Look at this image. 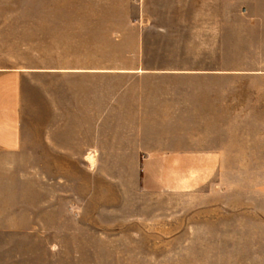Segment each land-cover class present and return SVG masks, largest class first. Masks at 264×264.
I'll list each match as a JSON object with an SVG mask.
<instances>
[{
	"label": "crops",
	"instance_id": "crops-1",
	"mask_svg": "<svg viewBox=\"0 0 264 264\" xmlns=\"http://www.w3.org/2000/svg\"><path fill=\"white\" fill-rule=\"evenodd\" d=\"M94 1L107 12L88 14ZM166 2L75 0L65 15L64 0H0V264H33L32 195L10 169H132L172 192L214 175L217 84L190 58L201 49L168 46L182 19Z\"/></svg>",
	"mask_w": 264,
	"mask_h": 264
},
{
	"label": "rangeland",
	"instance_id": "rangeland-1",
	"mask_svg": "<svg viewBox=\"0 0 264 264\" xmlns=\"http://www.w3.org/2000/svg\"><path fill=\"white\" fill-rule=\"evenodd\" d=\"M166 3L160 14L182 19L168 46L201 49L190 58L217 84L214 175L172 192L145 190L132 169H10L32 195L33 264H264V0ZM74 4L64 0L65 15ZM97 6L88 14L107 12Z\"/></svg>",
	"mask_w": 264,
	"mask_h": 264
}]
</instances>
